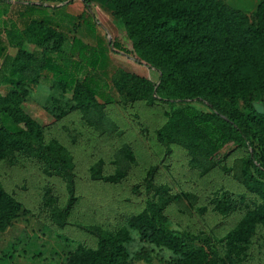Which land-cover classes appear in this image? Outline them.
I'll use <instances>...</instances> for the list:
<instances>
[{
  "label": "trees",
  "instance_id": "obj_1",
  "mask_svg": "<svg viewBox=\"0 0 264 264\" xmlns=\"http://www.w3.org/2000/svg\"><path fill=\"white\" fill-rule=\"evenodd\" d=\"M92 1L83 0L86 9L91 8ZM97 1L110 7L124 23L137 61L160 70L156 83L140 75L125 74L123 82L129 83L130 99L149 105H173L194 99L208 103V111L172 108L156 128V139L165 146L184 149L191 166L201 168L203 179L198 182L199 187L185 192L195 204L202 199L203 203L197 205L201 215H241L220 232L221 252L212 249L208 238L195 246L193 239H201L200 236L185 235L169 224L175 206L186 212L185 196L164 181L150 180L148 188L154 193L143 206L137 209L133 206L127 212L114 211L120 218L119 225L99 226L95 240L79 241L61 264H131L125 246L131 239L127 225L137 229L144 240L178 254L173 264H264V239L259 248L255 243L259 229L264 228V160L259 152L251 147L236 165L238 172L231 174L236 184L226 185L238 186L237 190L223 185H203L209 181L208 177L218 174L216 157L231 138L245 143L257 139L264 146V112L258 111L250 101L255 93L264 96V0L258 2L252 15L227 0ZM87 24L93 27L90 20ZM7 33L10 43L18 50L13 56L7 53L6 44L0 42L2 79L10 85L6 93L0 89V113L15 124L13 128L0 126V230L21 211H28L17 197V189L22 187L4 179L16 175L18 169L30 168H36L47 178L48 183L43 186L44 204L52 221L64 226L67 214L58 207L59 196L54 193V185L57 179L66 182L71 201L78 199L74 193L75 153L56 137L45 140V127L25 111L22 102L29 93L27 84L38 81L40 70L56 67L49 56L40 59L25 43L51 45L53 50H60L66 34L37 19H29L21 30L11 27ZM112 45L115 50L130 53L117 40ZM71 53L92 68L101 60L99 48L78 35L72 37ZM33 64L36 67L32 68ZM71 81L75 103L56 117L80 112L86 117L103 119L106 104L113 99L104 97L101 101V92L86 76ZM241 99L248 106L246 112L239 108ZM206 125L214 127L217 134L212 135ZM32 140H37L44 149L35 146ZM118 158L127 162L117 164V159L115 169L108 171L106 160L99 157L88 166V179L104 185L126 181L135 155L125 144Z\"/></svg>",
  "mask_w": 264,
  "mask_h": 264
},
{
  "label": "rangeland",
  "instance_id": "obj_2",
  "mask_svg": "<svg viewBox=\"0 0 264 264\" xmlns=\"http://www.w3.org/2000/svg\"><path fill=\"white\" fill-rule=\"evenodd\" d=\"M227 1L252 15L260 0ZM29 19L50 23L66 34V41L60 50H53L51 45L25 43L40 59L49 56L56 67L41 69L38 81L27 84L29 93L22 107L45 127V140L56 137L74 151L77 161L74 193L78 199L71 201V190L66 182L59 179L55 181L54 193L59 196L58 207L67 214L65 225L61 226L52 221L50 211L44 204L43 186L48 181L36 168L18 169L16 175L4 179L15 187H22L17 189V197L24 202L28 211H21L7 227L0 230V264H61L79 241L85 238L91 242L95 240L99 226L119 225L120 218L116 217L114 211L127 212L133 206L135 209L143 206L145 200L154 193L152 188H148L150 180L164 181L186 198V212L175 206L170 227L185 235L200 236L201 239H193L195 246L203 244L208 238L212 249L221 252L218 241L220 232L230 227L241 214L234 213L230 217L201 215L197 205L203 203L200 202L202 199L195 204L185 194L199 187L198 182L203 179L201 168L191 166L184 149L177 145L165 146L156 139V128L172 108L208 111V103L194 99L173 105H149L145 101L135 102L130 99L129 83L125 82V86L123 82L125 74L140 75L156 83L159 81L160 70L137 61L124 23L114 15L110 7L97 0L92 1L90 9L85 8L83 0H66L62 3L0 0V42L6 44L7 53L14 56L18 50L10 43L7 30L11 27L21 30ZM87 20L93 23V27L88 26ZM73 35L99 48L101 60L97 67L92 68L80 61L77 55H72ZM114 40L123 44L130 53L113 49ZM2 62L3 59L0 60V89L6 93L10 85L2 79ZM34 67L35 64L32 65ZM85 76L101 92V101L104 97L113 99L106 104L103 119L86 117L80 112L57 118L56 114L75 103L72 78L83 79ZM250 101L258 111L264 112V96L255 93ZM239 108L244 112L248 109L242 99ZM1 125L9 128L15 126L0 113ZM206 128L212 135L217 134L211 125H206ZM248 142L236 138L227 141L216 157V177L220 179L210 176L209 181L203 185H223L237 190L238 186L226 184H236L231 174L238 172L236 165H239L251 147L264 160V146L257 139ZM32 143L44 149L37 140H32ZM125 144L131 147L136 159L131 164L127 180L109 185L90 181L87 177L88 166L99 157L106 160L108 171L115 169L117 159V164L125 165L127 160L118 158ZM127 226L131 239L125 246L131 264H173L178 254L167 247L144 240L137 229ZM263 239L264 228H260L255 242L258 248Z\"/></svg>",
  "mask_w": 264,
  "mask_h": 264
}]
</instances>
